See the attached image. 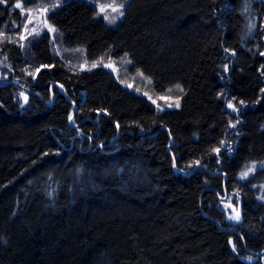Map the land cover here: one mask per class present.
<instances>
[{
  "label": "trees",
  "instance_id": "obj_1",
  "mask_svg": "<svg viewBox=\"0 0 264 264\" xmlns=\"http://www.w3.org/2000/svg\"><path fill=\"white\" fill-rule=\"evenodd\" d=\"M40 1L52 0L23 4ZM117 1L115 26L85 0L48 21L66 50L127 58L154 93L179 89L181 106L158 111L101 67L65 68L46 35L30 62L54 67L27 80L22 51L0 43V264H264V0ZM16 2L0 3V30H19ZM240 100L237 116L227 103ZM221 140L233 152L217 164Z\"/></svg>",
  "mask_w": 264,
  "mask_h": 264
},
{
  "label": "rangeland",
  "instance_id": "obj_2",
  "mask_svg": "<svg viewBox=\"0 0 264 264\" xmlns=\"http://www.w3.org/2000/svg\"><path fill=\"white\" fill-rule=\"evenodd\" d=\"M65 1L66 0H52L50 2L40 1L30 6H25L23 4L24 9L26 11L24 13H21V24L19 26V30L11 32L6 27H3L0 30V43L10 42L14 44L15 46H17L20 49V51H22L24 55L23 56L24 65L22 66V69L20 71L22 72L21 74L23 75L25 79L33 80V77L31 75H28L27 73L28 72L35 73V70L32 68V64L30 62V57L28 53L29 45L35 39L46 35L48 36L50 40V52L52 56L55 59H57L62 65H64L65 68H68L70 70L81 71V70H86V69L91 68V65L93 63H96L98 65L97 67H101V68H104L110 71L115 76V78L120 82V84L125 86L128 90H131L141 95L142 94L144 95L145 93H147V96L145 97L147 98L148 96L152 97V99L156 100L157 104H159L163 110L168 108L167 104L169 103L173 104L172 108H175L174 105L176 102V98L180 97L179 89L173 88L172 90H169L168 92H165L164 94H161V95L154 93L152 90V86L147 79H145L142 75L131 72L129 61L127 60V58L114 60L108 56H102L94 62H89L88 60H86L85 52L82 49L66 50L63 47L61 38L56 31L53 33L47 32V29L45 27V21L48 24H50L48 21L49 13L54 8L59 7ZM85 1H87L89 4L95 7L96 14L99 12L98 5H111V4H116V5L124 4L125 5V3L119 2L117 0H85ZM29 12H30V15H29ZM104 14H107L109 16L113 15L110 9H106V12ZM104 14L97 15V17L102 19L109 26L117 25V23L123 17V16L120 17L114 24H109L106 20L103 19ZM29 20H31V23H28ZM34 32H40L42 33V35L38 37L34 35H29V33H34ZM21 36H26L27 39L21 40L20 39ZM21 45H23V47H21ZM105 64H112L113 67L115 68V71H113L112 69L105 68L103 66ZM81 65H84V69L81 68ZM8 79L9 77H8V74L6 73V67L4 63H2L0 60V81H9ZM121 81H123V83H121ZM127 85H132V87L129 88L127 87ZM21 92H23L24 95H26L25 91H21ZM21 92L17 94V98L21 104H24V100L20 96ZM162 97L166 99H161ZM237 102H235L234 104L236 105L237 108L241 110L243 106H241L240 103L239 102L237 103ZM154 106L156 107V105ZM262 191L264 195V187L262 188ZM232 200H233V197L231 196L220 197L221 210L225 213L226 218L228 219L230 215L235 214L232 209L236 207L233 206ZM229 204H231L232 207H228L227 205ZM231 221L234 222L235 220H231Z\"/></svg>",
  "mask_w": 264,
  "mask_h": 264
},
{
  "label": "snow or ice",
  "instance_id": "obj_3",
  "mask_svg": "<svg viewBox=\"0 0 264 264\" xmlns=\"http://www.w3.org/2000/svg\"><path fill=\"white\" fill-rule=\"evenodd\" d=\"M0 3H7V0H0ZM23 3H24V0H17V2L14 4V7L16 9H19L21 11V13H24L26 11L24 9ZM98 7H99V12L97 13V15L104 14L106 12V9H110L111 12L113 13V15H111V16H109L107 14H104L103 15V19L106 20L109 24H114L120 17H122L124 15V11H123V9L125 7L124 4H119V5H116V4H111V5H98ZM45 11H47V10H45ZM29 15H30V12H29ZM28 23H31V20H29ZM45 27L47 29V32H49V33H53V32L56 31V29L52 25L48 24L46 21H45ZM252 27H254V25H252L250 23L249 24V29L251 30ZM29 35H34V36H37L38 37V36L42 35V33H40V32H34V33H29ZM20 39L21 40H25V39H27V37L26 36H21ZM21 47H23V45H21ZM225 51L227 52L228 49H225ZM233 55H235V53H233ZM261 55L264 56V52H262ZM129 63H131V61H129ZM97 66L98 65L96 63H93L91 65V68L86 69V70L91 71V69L96 68ZM103 66L105 68L112 69L113 71H115V68L113 67L112 64H105ZM53 67H54V65L44 64V65H41L39 68H37L35 70V73L28 72L27 74L28 75H31L33 77V79H36V74L40 73L42 70H45V69L51 70ZM81 68L84 69V65H81ZM224 71H226V72L228 71V65H224ZM121 83H123V81H121ZM63 87L64 86L62 84L59 85V88L61 90L63 89ZM127 87L131 88L132 85H127ZM137 91H139V90H137ZM260 91H261V93H264V88H261ZM144 95L147 96V93H145ZM217 95L218 96H221L222 93H217ZM20 96L23 98L24 103L27 104L28 103V97L26 95H24L23 92L20 93ZM148 99H149V101L152 104L156 105L158 111H162L163 110L160 107V105L157 104V101L152 99V97L148 96ZM161 99H166V98H163L162 97ZM233 99H235V98H233ZM239 103H240L241 106H245V101L244 100H240ZM180 106L181 105H180V102H179V98H176V102H175L174 107L175 108H180ZM167 107L168 108H172L173 107V104L169 103V104H167ZM227 108L228 109H231L233 113H236L237 116H239L240 109L237 108L236 105L232 101H228ZM68 119H69V121H72L73 120L72 115H69ZM239 123H241V121L239 120V118H237L236 123H231V122L229 123V127L230 128H235ZM117 127H119V124H117ZM220 144H221V147H217V148L212 149V151L217 156V161H216L217 164H220L221 163V160L219 159V156L221 154L222 148H226V150L230 154L233 152V147H232L231 142H226L224 140H221L220 141ZM45 155H47V154H45ZM196 164L199 165L200 164V161H196ZM173 167L174 168L176 167L175 157L173 158ZM260 167L261 168H264V162H260ZM255 170H256V166H255V163H254L252 167H249V168H247L246 171H243V172L240 173L239 179L240 180H245ZM253 187H255V185H253ZM261 187H264V186H261ZM259 199L264 200V196L259 197ZM227 206L228 207H232L231 204H229ZM232 210H233V212L235 214L234 215H230L229 216V219L235 220V221L239 222L241 220V213H240V211L238 209H236V208H233ZM228 243H229V245L232 246V251L235 252L236 251V244L233 242V240L231 238L228 240ZM247 259L251 260L252 257H248Z\"/></svg>",
  "mask_w": 264,
  "mask_h": 264
}]
</instances>
